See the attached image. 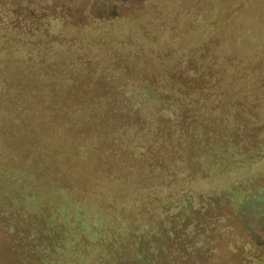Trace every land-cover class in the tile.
<instances>
[{"label": "trees", "instance_id": "trees-1", "mask_svg": "<svg viewBox=\"0 0 264 264\" xmlns=\"http://www.w3.org/2000/svg\"><path fill=\"white\" fill-rule=\"evenodd\" d=\"M264 0H0V264H261Z\"/></svg>", "mask_w": 264, "mask_h": 264}, {"label": "rangeland", "instance_id": "rangeland-1", "mask_svg": "<svg viewBox=\"0 0 264 264\" xmlns=\"http://www.w3.org/2000/svg\"><path fill=\"white\" fill-rule=\"evenodd\" d=\"M264 253V244L262 245V251H261V254ZM261 264H264V261H262Z\"/></svg>", "mask_w": 264, "mask_h": 264}]
</instances>
